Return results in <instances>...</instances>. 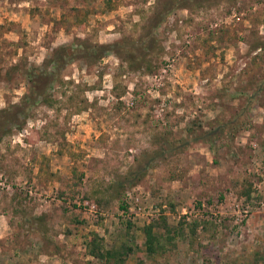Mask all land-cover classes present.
I'll return each instance as SVG.
<instances>
[{
	"label": "rangeland",
	"instance_id": "374dc122",
	"mask_svg": "<svg viewBox=\"0 0 264 264\" xmlns=\"http://www.w3.org/2000/svg\"><path fill=\"white\" fill-rule=\"evenodd\" d=\"M156 2L0 0V110L58 47L152 46L74 58L0 128V264H264V0H205L149 27ZM91 232L119 255H89Z\"/></svg>",
	"mask_w": 264,
	"mask_h": 264
},
{
	"label": "trees",
	"instance_id": "16d2710c",
	"mask_svg": "<svg viewBox=\"0 0 264 264\" xmlns=\"http://www.w3.org/2000/svg\"><path fill=\"white\" fill-rule=\"evenodd\" d=\"M205 0H158L156 8L150 19L149 27L158 25L161 20L172 10L179 7H191L193 5H200ZM155 24V25H154ZM151 40L147 42H130L117 43L113 45H94L92 47L86 46L82 49L76 50L72 47H58L52 56V65L50 70L46 69H26L27 91L23 94L20 102L14 104L7 109L0 110V128L7 129L13 125L22 122L27 113L43 98L50 94L51 88L55 79L60 75L64 67L69 64L76 57L83 56H97L102 57L108 53H116L121 55L122 52L134 53L135 60H144L148 51L152 49ZM127 50V51H125ZM137 172L131 168L125 175L124 180L119 181V185L125 189L131 183L138 181ZM239 194H245L247 198L250 197V187L239 191ZM122 209H126L124 202L120 204ZM144 231V245L148 254H154L159 247V237L153 232V223L145 225ZM85 248L87 253L92 257L111 261L116 258L119 253L105 247L103 236L97 232L89 233L85 240ZM120 260V259H119ZM116 261V260H114ZM117 263V261H116Z\"/></svg>",
	"mask_w": 264,
	"mask_h": 264
}]
</instances>
